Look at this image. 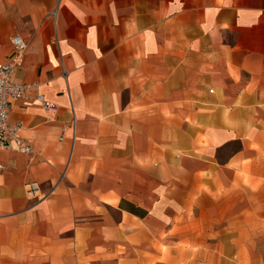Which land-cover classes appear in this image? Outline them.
Masks as SVG:
<instances>
[{
    "label": "crops",
    "instance_id": "crops-1",
    "mask_svg": "<svg viewBox=\"0 0 264 264\" xmlns=\"http://www.w3.org/2000/svg\"><path fill=\"white\" fill-rule=\"evenodd\" d=\"M15 35L57 108L12 103L0 264H264V0H0Z\"/></svg>",
    "mask_w": 264,
    "mask_h": 264
},
{
    "label": "built area",
    "instance_id": "built-area-1",
    "mask_svg": "<svg viewBox=\"0 0 264 264\" xmlns=\"http://www.w3.org/2000/svg\"><path fill=\"white\" fill-rule=\"evenodd\" d=\"M11 44L12 55L6 62L0 63V150L23 152L32 158L33 150L21 136L23 122L10 121L12 103L17 99L36 100L44 111H54L57 106L40 94L32 96L30 91L33 86L22 84L14 79L13 73L21 64L27 44L17 35L11 38ZM30 189L34 191L36 186L31 184Z\"/></svg>",
    "mask_w": 264,
    "mask_h": 264
}]
</instances>
